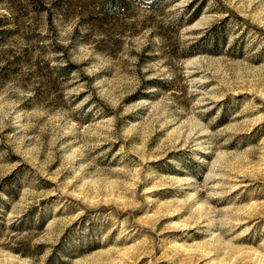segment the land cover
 <instances>
[{"label":"rangeland","instance_id":"1","mask_svg":"<svg viewBox=\"0 0 264 264\" xmlns=\"http://www.w3.org/2000/svg\"><path fill=\"white\" fill-rule=\"evenodd\" d=\"M107 1L0 0V264H264V0Z\"/></svg>","mask_w":264,"mask_h":264},{"label":"trees","instance_id":"2","mask_svg":"<svg viewBox=\"0 0 264 264\" xmlns=\"http://www.w3.org/2000/svg\"><path fill=\"white\" fill-rule=\"evenodd\" d=\"M113 1H114V0H108L107 2L110 3V2H113ZM120 1H122V0H120ZM104 9H105V8H104Z\"/></svg>","mask_w":264,"mask_h":264}]
</instances>
